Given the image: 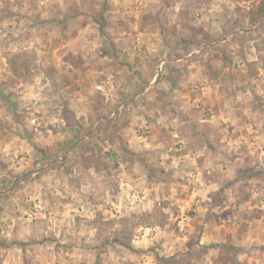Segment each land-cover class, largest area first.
<instances>
[{
  "label": "rangeland",
  "instance_id": "rangeland-1",
  "mask_svg": "<svg viewBox=\"0 0 264 264\" xmlns=\"http://www.w3.org/2000/svg\"><path fill=\"white\" fill-rule=\"evenodd\" d=\"M63 2L66 8L58 7L54 0H0V264H169L156 255L175 256V264H264V163L255 158L259 150L249 152L248 145H243L227 156L239 166L234 167L230 179L222 180L221 173L208 164L221 152L223 139L212 136L207 128L202 137L193 133L190 147L206 146L211 155L200 156L196 169L186 170L188 179L176 177L163 192L159 185L165 180L146 183L141 193L149 196V202L155 195L165 210L155 213L162 235L151 244L139 245L132 234L133 251L102 243L119 223L117 216L126 198L124 181L117 183L107 175L93 181L87 176L88 168H106L101 157L109 162L117 158L116 152H104L101 145L105 139L113 143L118 132L123 131L129 140L142 139L144 130H137V117L143 116L149 124L165 117L174 119L181 103L197 100L180 87L196 68L174 65L154 77L153 92L149 93L144 91L141 71L133 72L129 65H122L131 73L126 78L128 84L133 79L139 83L130 94L118 92L121 103L115 106V115L108 113L97 122L96 114L107 108L108 89L100 91L98 87L93 96L88 92L93 84L101 86V81L108 79L96 77V72L102 71L98 62H119L121 49L106 32L111 26L106 15L103 30L91 19L93 32L88 20H79L82 13L65 16L74 6L68 0ZM173 3L160 0L155 12L141 16V33L145 28H159L163 35L168 23L166 10ZM188 3L209 15L197 29L198 35L210 36L205 28L224 20L220 34L209 40L210 67L204 63L200 73L208 81L202 118L224 116L227 103L246 92L252 94L248 102L252 111L264 114V95L260 94L264 92V23L240 27L239 18L229 19L230 10L222 4L223 11L217 9L213 16V5L220 0ZM237 8L241 9L231 11H244ZM117 24L127 31L124 21ZM10 51L28 53L30 72L26 76L17 78L9 70L6 54ZM118 77L117 70L112 79ZM174 93L182 98L174 99ZM150 94L153 99H148ZM241 106L242 102L233 105ZM235 115L239 116V111ZM107 116H113L115 122L93 139ZM220 127L227 128L233 140L240 135L234 131V124L221 123ZM43 147L46 156L39 152ZM129 151L125 149L124 154ZM216 163L213 161V167ZM120 167L117 162L112 171ZM159 171L163 174L165 170ZM155 172L149 169V182ZM210 185H216V190L202 197L199 193ZM245 193L250 196L242 200L240 195ZM221 195L226 197L221 207L212 206V197ZM170 197L180 203L173 204Z\"/></svg>",
  "mask_w": 264,
  "mask_h": 264
},
{
  "label": "clouds",
  "instance_id": "clouds-1",
  "mask_svg": "<svg viewBox=\"0 0 264 264\" xmlns=\"http://www.w3.org/2000/svg\"><path fill=\"white\" fill-rule=\"evenodd\" d=\"M54 2L60 8L67 7L63 0H54ZM104 2L105 0H68L69 4L78 8L83 14L79 20H88L93 32L95 26L91 23V17L101 12ZM108 3L110 9L105 15L110 20L111 26L106 29V32L116 42V46L121 49V52L119 62L115 59H105L98 62L102 71H97L96 77L98 79L108 77V79L101 81V86L93 84L88 95L93 96L98 87L100 91H103L104 88H107L108 91L105 93L107 108L101 109L96 114L97 122L108 113L115 115V106L121 103V98L117 95L118 92L130 94L135 90V85L139 83L138 80L133 79L132 83L128 84L126 78L131 73L122 65H129L133 72L137 69L141 71L146 85L144 91L149 93L153 92L154 77L167 73L174 65L181 69L185 64L190 68H196V73L187 76L180 87L181 89H188L189 93L198 98L197 100L181 103L174 119L165 117L156 124H149L143 119V116L137 117V120L140 121L137 130H144L141 132L142 139L129 140L123 131L118 132L113 143L109 144L108 140L105 139L104 144L101 145L104 152H116L117 158L109 162L107 157H101L100 159L107 165L106 168L98 169L95 165L88 168L87 176L93 181L103 179L105 175L117 183L120 180L124 181L126 198L122 205L123 210L117 216L119 223H116L113 230L124 227L126 223L138 244L148 245L162 235L156 226L155 213L157 209L160 212L165 210L160 208V203L155 195L152 196L151 202H149L147 194L141 195L145 192V184H156L159 180H165L166 183L159 185L161 192H163L176 177L188 179L186 170H195V161L200 156L207 158L211 155L206 146L190 147L193 142V133L196 134L197 138L202 137L206 128L210 130L212 136H221L223 139L221 152L212 157L208 164V167L212 168L213 171L221 173L222 180L230 179L234 174V167L239 166L238 164L233 165L226 157L243 145H248L249 152L259 150V156L255 158L264 163V114L252 111V107L248 103L252 100V94L246 92L227 103L224 116H219L216 120L202 118L203 109L201 105L207 103L205 94L208 81L200 73L204 63L211 55L209 40L212 36L220 34V29L224 26L223 19L214 23L210 28H205L206 32L211 33L208 40H205L202 34H197V29L202 23L207 22L209 15L204 13L203 9L192 8L188 0H174L172 6L166 10L168 23L165 25L164 34L161 35L159 28L152 31L145 28L141 33L140 17L147 11L155 12L160 6V0H108ZM260 3L261 0H255V4ZM221 4L230 10L229 19L239 18L240 27L247 28L250 26L249 17L253 13L249 9L255 6L253 0H220V3L213 5L211 10L213 16L217 9L223 11ZM236 7L243 9V14L231 11ZM133 17L136 18L134 21L132 20ZM121 20L125 22L127 31L117 24V21ZM260 22L264 23V17L260 18ZM181 41H183L182 44ZM177 55L180 57L179 61ZM93 59L95 58L93 57ZM192 61L196 63H192ZM165 65L168 68H165ZM117 70L119 77L113 80L112 76L117 73ZM113 83L116 85L115 88L112 87ZM260 94L264 95V92ZM172 95L174 99L182 98L179 94L174 93ZM148 99H153V95L150 94ZM237 102H242V106L234 108L233 105ZM237 111L240 113L239 116L235 115ZM182 114L184 118H182ZM122 115L123 112L121 111L120 116ZM116 119H120V117H116ZM114 122L113 116H107V119L100 123L96 129L93 139L101 135L103 130ZM221 123H227L228 126L234 124V131L240 134L239 137L233 140L227 128L220 127ZM193 124L196 125L195 129L192 127ZM161 129L164 130L163 133ZM128 131L131 132V129ZM121 135H124L123 140L119 139ZM249 140L253 141L252 145L248 144ZM97 143H99L98 140ZM177 144L180 145L179 149L176 148ZM125 149H130V151L124 154ZM178 152L181 154L177 155ZM242 156L243 154L241 155V163ZM141 159H143V163H141ZM213 161L217 162L215 167H213ZM219 161H223V163L221 164ZM117 162L121 164V167L113 172L112 169ZM149 169L156 170L150 182L147 179ZM159 169H164V173L161 174ZM215 190L216 185H210L204 187L199 194L203 197L204 193ZM128 192H131L132 195L128 196ZM170 199L173 204L180 203L174 197H170ZM168 214H171V208H169ZM142 237L144 239H141Z\"/></svg>",
  "mask_w": 264,
  "mask_h": 264
},
{
  "label": "trees",
  "instance_id": "trees-1",
  "mask_svg": "<svg viewBox=\"0 0 264 264\" xmlns=\"http://www.w3.org/2000/svg\"><path fill=\"white\" fill-rule=\"evenodd\" d=\"M255 6L252 9H249V11H251L253 13V15L251 17H249V23H257L260 21L261 17H264V0H261L260 4H254ZM109 3L108 0H105L104 4L102 5L101 8V12L94 14L91 19L97 24V26L99 27V29L103 30L106 27V16L105 13L109 10ZM237 11L240 12L241 9L237 8ZM244 11H241L240 13L243 14ZM80 10L76 7H72L71 9H68L67 12L65 13V16H76L78 14H80ZM201 30V29H200ZM203 38L206 40L209 38V34L208 33H204ZM6 63L8 65L9 70L12 72V74L17 77V78H22L24 76H26L27 73L30 72V64H29V59H28V53L26 51H22V52H13L10 51L6 54ZM205 65L207 67H210L208 61L205 62ZM168 80H170V78L168 77ZM126 126V125H125ZM39 152L43 155L46 156L44 154H47V149L46 148H40ZM235 181V180H233ZM229 183L231 185L232 181H229ZM250 196L249 193H245L243 195H240V198H242V200H247L248 197ZM212 206H219L221 207V205L223 204L224 199L226 198L224 195H221L220 198H215L212 197ZM102 222V221H101ZM108 223H115V221H107ZM119 222V221H116ZM102 224H106V222L104 221V223ZM132 233L131 231L128 229L127 224H124V227L118 229V230H114L111 232V235H106L105 237H103L102 239V243L103 244H109L112 246H120L123 247L129 251H133L135 250L132 241ZM157 258H159L161 261L169 263V264H175L174 259L175 256H170V257H163V256H158L156 255Z\"/></svg>",
  "mask_w": 264,
  "mask_h": 264
},
{
  "label": "crops",
  "instance_id": "crops-1",
  "mask_svg": "<svg viewBox=\"0 0 264 264\" xmlns=\"http://www.w3.org/2000/svg\"><path fill=\"white\" fill-rule=\"evenodd\" d=\"M173 114H175V115H176V113H173Z\"/></svg>",
  "mask_w": 264,
  "mask_h": 264
}]
</instances>
